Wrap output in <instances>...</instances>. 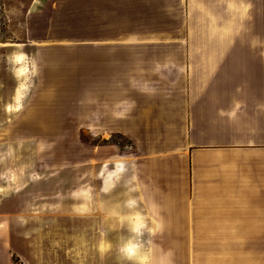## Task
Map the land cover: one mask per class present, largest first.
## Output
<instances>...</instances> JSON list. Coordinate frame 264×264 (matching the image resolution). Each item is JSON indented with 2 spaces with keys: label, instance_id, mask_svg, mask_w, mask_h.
<instances>
[{
  "label": "crops",
  "instance_id": "1",
  "mask_svg": "<svg viewBox=\"0 0 264 264\" xmlns=\"http://www.w3.org/2000/svg\"><path fill=\"white\" fill-rule=\"evenodd\" d=\"M50 1L34 0L29 12L46 15ZM65 2L53 13L74 8ZM80 8L70 16L85 25L86 133L126 138L124 170L162 177L164 198L177 205L164 214L182 220L165 230L201 248L199 264H264V0ZM11 231L0 224V264L19 249Z\"/></svg>",
  "mask_w": 264,
  "mask_h": 264
},
{
  "label": "rangeland",
  "instance_id": "2",
  "mask_svg": "<svg viewBox=\"0 0 264 264\" xmlns=\"http://www.w3.org/2000/svg\"><path fill=\"white\" fill-rule=\"evenodd\" d=\"M33 1L0 0V45H7L0 47V176L16 177L0 179V224L9 223L19 239V249L7 253L8 264H130L119 252L130 233L109 215L127 198L129 187L136 189L131 195L138 201L137 210L154 209L159 230L141 238L142 251L151 249L152 264H188L190 253L199 264L202 249L187 247L184 233L165 230L182 220L164 214L177 205L164 198L162 177H153L152 169L129 167L115 187L101 190L112 183L100 175L111 160L109 149L116 152L108 164L112 172L116 161L123 165V150L130 143L121 136L92 137L84 128L85 25L84 18L70 16L84 12V0H66L74 8H60L58 14L53 12L62 0H51L44 16L29 12ZM16 45H24L23 51L37 61L39 74L24 107L9 112L5 109L17 82L4 57ZM84 185L93 189L91 211L77 215L73 206L81 201L71 193ZM102 239L111 245L103 254ZM212 257L209 263H214Z\"/></svg>",
  "mask_w": 264,
  "mask_h": 264
},
{
  "label": "clouds",
  "instance_id": "3",
  "mask_svg": "<svg viewBox=\"0 0 264 264\" xmlns=\"http://www.w3.org/2000/svg\"><path fill=\"white\" fill-rule=\"evenodd\" d=\"M7 45H0V47H5ZM24 45H16L14 50L5 54V62L9 66V71L17 82V87L14 89V94L11 98V103L6 106V111L19 112L23 107L24 103L27 100L30 90L33 86V78L39 74V68L37 61L32 57L26 54L23 51ZM221 116H228L229 118L233 117L235 113H226L221 112ZM8 156L12 155L11 149H9ZM113 163L111 161L106 162L103 165L101 176H107L112 183L109 187L102 188L101 190L107 192L110 188L116 186V181L119 180L120 174L124 172V167L120 162H115L114 171H108V164ZM0 179L4 180H15V175L8 174L0 176ZM135 178L133 177V180ZM136 191L135 188L129 187L127 198L123 201L122 204H118L115 209L110 211L109 215L114 217L118 224L121 227H126L127 231L130 233V238L119 248V252L122 257L129 261L130 264H152L151 260V249L147 252L142 250L145 247V242L142 241V237L147 233L148 235H154L158 230L159 226L156 224V221L153 220L152 213L154 209H145L144 212L137 210L138 201L134 198L131 193ZM93 189L84 185L78 190H75L71 193L73 200L81 201V203L73 206V211L77 215H85L91 211L90 204L92 202ZM126 209L127 212H121L118 209ZM101 236H104V233H101ZM150 245L151 241H147ZM111 245L101 240L100 251L103 254L104 252L110 250Z\"/></svg>",
  "mask_w": 264,
  "mask_h": 264
}]
</instances>
